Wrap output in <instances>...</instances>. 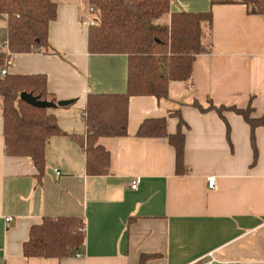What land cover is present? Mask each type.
I'll return each instance as SVG.
<instances>
[{
	"label": "crops",
	"instance_id": "1",
	"mask_svg": "<svg viewBox=\"0 0 264 264\" xmlns=\"http://www.w3.org/2000/svg\"><path fill=\"white\" fill-rule=\"evenodd\" d=\"M57 2L48 29L56 53L13 55L8 72L46 76L47 90L66 103L52 113L67 136L49 140L38 184L30 158L4 153L0 118V264H140L142 255L151 256L144 264H190L209 252L234 264H264V126L254 129V162L242 116L195 107L250 106L251 118L264 119V14H250L242 4L171 0L170 13L211 11V52L195 59L189 83L169 84L167 99H129L127 136L98 140L109 152V173L89 176L84 151L69 136L85 135L89 94L125 93L128 59L88 53V0ZM173 112L183 121L184 176L175 174L167 139L136 136L144 121L161 118L175 134ZM72 216L85 223L80 257L23 256L32 226Z\"/></svg>",
	"mask_w": 264,
	"mask_h": 264
},
{
	"label": "trees",
	"instance_id": "2",
	"mask_svg": "<svg viewBox=\"0 0 264 264\" xmlns=\"http://www.w3.org/2000/svg\"><path fill=\"white\" fill-rule=\"evenodd\" d=\"M98 15L88 27L89 54H124L127 56V85L123 94H89L84 110L85 135L69 136L84 151L85 171L89 176L109 173L110 155L98 144L103 137L127 136L128 104L131 97L153 96L168 98L171 82L189 83L193 63L212 49V13H170L171 0H89ZM217 4L246 5L250 14H264V0H210ZM57 0H0V18L6 20V39L0 46V118L3 123L4 153L10 157H28L37 170V183L45 173V147L55 136H67L57 124V118L48 109L58 102L47 90L43 74L19 75L8 72L13 55L42 51L56 52L48 43L50 22L56 18ZM165 17L167 22L157 23ZM31 94L46 107H33L20 100V94ZM200 112L224 111L243 117L250 127L254 152V129L264 126V119L250 117L251 107H214ZM178 118L175 134L167 132V118L146 120L138 128L140 138H165L175 152V174L189 173L184 163L185 137L181 132L183 121L179 112L169 113ZM85 241V223L81 217L43 218L29 230L28 240L22 245L26 258L62 259L78 253ZM151 256L142 255L140 264Z\"/></svg>",
	"mask_w": 264,
	"mask_h": 264
},
{
	"label": "built area",
	"instance_id": "3",
	"mask_svg": "<svg viewBox=\"0 0 264 264\" xmlns=\"http://www.w3.org/2000/svg\"><path fill=\"white\" fill-rule=\"evenodd\" d=\"M88 13L89 14H93V13H96V11L94 10V8L92 6H90L88 8ZM96 22L94 20H91L89 19L87 21V24L89 26H93ZM7 74V70L6 69H3L0 71V75L1 76H5ZM56 175H59L58 172H56ZM207 185H208V188L209 189H213L214 186H215V178L214 177H209L207 179ZM136 188V182L133 181L132 184H131V189H135ZM6 222H10L11 221V218H6L5 219ZM77 257H80V254H76ZM190 264H234L230 261H226V260H221L217 257L216 253L215 252H209L207 254H205L204 256L196 259L195 261H193L192 263Z\"/></svg>",
	"mask_w": 264,
	"mask_h": 264
},
{
	"label": "water",
	"instance_id": "4",
	"mask_svg": "<svg viewBox=\"0 0 264 264\" xmlns=\"http://www.w3.org/2000/svg\"><path fill=\"white\" fill-rule=\"evenodd\" d=\"M19 98H20V100L22 102H24V103H26L28 105H31L33 107H39L40 108V107H46L48 105L46 103H41V102L37 101L31 94L24 93V92H22L20 94V97ZM58 104L59 105H64L66 103L65 102H59ZM47 173L49 175H52V176L55 175L54 172L51 171V170H48Z\"/></svg>",
	"mask_w": 264,
	"mask_h": 264
},
{
	"label": "rangeland",
	"instance_id": "5",
	"mask_svg": "<svg viewBox=\"0 0 264 264\" xmlns=\"http://www.w3.org/2000/svg\"><path fill=\"white\" fill-rule=\"evenodd\" d=\"M90 3L88 0V7H90ZM89 14V13H88ZM89 18L91 20H94L95 22L98 20V15L97 13L89 14ZM165 17L160 18L157 23H162L164 21ZM6 20L4 18H0V44L1 42L6 39ZM1 46V45H0ZM54 109L49 108L48 111L52 112Z\"/></svg>",
	"mask_w": 264,
	"mask_h": 264
}]
</instances>
